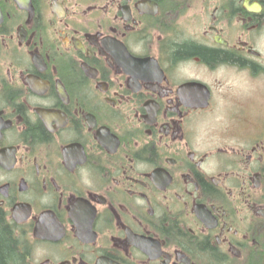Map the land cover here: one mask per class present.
Here are the masks:
<instances>
[{
  "label": "flooded vegetation",
  "instance_id": "obj_1",
  "mask_svg": "<svg viewBox=\"0 0 264 264\" xmlns=\"http://www.w3.org/2000/svg\"><path fill=\"white\" fill-rule=\"evenodd\" d=\"M0 224L18 264H264V0H0Z\"/></svg>",
  "mask_w": 264,
  "mask_h": 264
},
{
  "label": "trees",
  "instance_id": "obj_2",
  "mask_svg": "<svg viewBox=\"0 0 264 264\" xmlns=\"http://www.w3.org/2000/svg\"><path fill=\"white\" fill-rule=\"evenodd\" d=\"M195 51H196L195 49L189 48V49L182 50L181 53L185 52L187 54L188 53L192 54ZM208 54L211 60H217L218 58L222 56L221 53H216V52H209ZM0 255H1V260H0L1 264H4L6 262L18 264V262H20L18 258V254L14 249V243L11 240L8 233L4 231L3 226L1 224H0Z\"/></svg>",
  "mask_w": 264,
  "mask_h": 264
},
{
  "label": "rangeland",
  "instance_id": "obj_3",
  "mask_svg": "<svg viewBox=\"0 0 264 264\" xmlns=\"http://www.w3.org/2000/svg\"><path fill=\"white\" fill-rule=\"evenodd\" d=\"M248 86H250L251 91L256 92V93H258V94L260 93V91H259V89H258V88H259L258 84H251V85L248 84ZM256 102L258 103L259 100L257 99ZM225 105H229V104H228V103H221V104L218 106V108L215 110V113H214L215 118H211V119H212V124H213L217 129L220 128L221 123H220L219 121H217L216 118H218V117L226 118V115L221 114L220 112L216 115V112H217L218 110H220L222 107H225Z\"/></svg>",
  "mask_w": 264,
  "mask_h": 264
}]
</instances>
